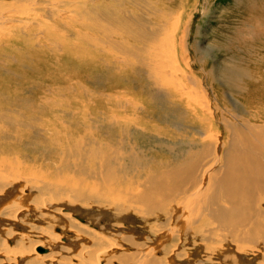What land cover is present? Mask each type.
Returning a JSON list of instances; mask_svg holds the SVG:
<instances>
[{"label":"bare ground","instance_id":"bare-ground-1","mask_svg":"<svg viewBox=\"0 0 264 264\" xmlns=\"http://www.w3.org/2000/svg\"><path fill=\"white\" fill-rule=\"evenodd\" d=\"M132 1L0 0V264H264V56Z\"/></svg>","mask_w":264,"mask_h":264},{"label":"rangeland","instance_id":"rangeland-1","mask_svg":"<svg viewBox=\"0 0 264 264\" xmlns=\"http://www.w3.org/2000/svg\"><path fill=\"white\" fill-rule=\"evenodd\" d=\"M150 1H152V6L156 5L157 7L159 0ZM176 1L179 2L180 0ZM194 1V13L192 11V15H194L192 17L189 43L196 44V52H198L200 58L203 57L202 61L204 60L200 62V65L206 66L207 71L212 73L213 80L211 79L210 81H215L214 87L219 91H228L229 84L227 81L232 80L233 82L230 81L231 84L235 82L234 77L240 73V70H243L239 67H247V62L245 61H248V65H256L259 61L258 58L264 56V29L260 33L261 29L256 28L259 24L257 22H251L259 20V22L264 24V0H191L188 3L189 7ZM204 1L206 2L203 3ZM138 4H143V2L141 0L132 1V5L134 7L136 6V9H138ZM248 7L252 11H248ZM206 8L210 9L208 15H205ZM256 10L259 12L258 17L254 20L248 19L249 13H255ZM253 29L254 31L259 30L260 41L257 44L256 40L257 45L251 40L253 35L251 32ZM238 55L240 59H242L241 55H245L247 59L241 60V62L237 59ZM196 68L194 70L201 75L198 72L199 68ZM216 78H220L221 81L217 82ZM225 85L227 86L225 87ZM224 103L225 101H223ZM191 136L192 134L190 133L189 137Z\"/></svg>","mask_w":264,"mask_h":264}]
</instances>
